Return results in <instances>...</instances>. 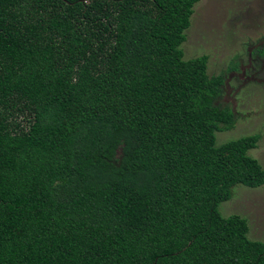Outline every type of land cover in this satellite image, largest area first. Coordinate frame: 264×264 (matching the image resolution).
Returning a JSON list of instances; mask_svg holds the SVG:
<instances>
[{
	"label": "trees",
	"instance_id": "16d2710c",
	"mask_svg": "<svg viewBox=\"0 0 264 264\" xmlns=\"http://www.w3.org/2000/svg\"><path fill=\"white\" fill-rule=\"evenodd\" d=\"M197 1L0 0V264H264L218 210L264 168L258 134L215 144Z\"/></svg>",
	"mask_w": 264,
	"mask_h": 264
},
{
	"label": "rangeland",
	"instance_id": "374dc122",
	"mask_svg": "<svg viewBox=\"0 0 264 264\" xmlns=\"http://www.w3.org/2000/svg\"><path fill=\"white\" fill-rule=\"evenodd\" d=\"M192 8L180 45L183 57L205 54L208 75L224 71L217 101L230 107L235 119L231 128L215 131V144L258 134L248 154L264 168V0H198ZM218 210L245 218L248 238L264 239V182L233 186Z\"/></svg>",
	"mask_w": 264,
	"mask_h": 264
}]
</instances>
